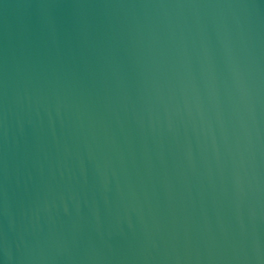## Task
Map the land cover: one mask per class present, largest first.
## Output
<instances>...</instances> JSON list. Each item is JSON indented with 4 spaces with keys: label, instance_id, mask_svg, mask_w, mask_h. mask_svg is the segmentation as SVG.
Listing matches in <instances>:
<instances>
[{
    "label": "water",
    "instance_id": "water-1",
    "mask_svg": "<svg viewBox=\"0 0 264 264\" xmlns=\"http://www.w3.org/2000/svg\"><path fill=\"white\" fill-rule=\"evenodd\" d=\"M0 264H264V0H0Z\"/></svg>",
    "mask_w": 264,
    "mask_h": 264
}]
</instances>
